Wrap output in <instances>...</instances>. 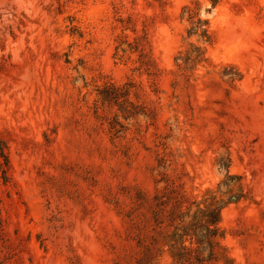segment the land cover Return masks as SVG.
<instances>
[{
    "label": "rangeland",
    "instance_id": "obj_1",
    "mask_svg": "<svg viewBox=\"0 0 264 264\" xmlns=\"http://www.w3.org/2000/svg\"><path fill=\"white\" fill-rule=\"evenodd\" d=\"M0 264H264V0H0Z\"/></svg>",
    "mask_w": 264,
    "mask_h": 264
},
{
    "label": "trees",
    "instance_id": "obj_2",
    "mask_svg": "<svg viewBox=\"0 0 264 264\" xmlns=\"http://www.w3.org/2000/svg\"><path fill=\"white\" fill-rule=\"evenodd\" d=\"M214 213V212H212ZM179 227H176V231L169 236V244L170 247L174 250L173 257L178 260V262H183L189 260L188 253L190 252V248L184 245V237L187 235L186 233L179 234L177 231ZM184 232H186V228H184Z\"/></svg>",
    "mask_w": 264,
    "mask_h": 264
}]
</instances>
